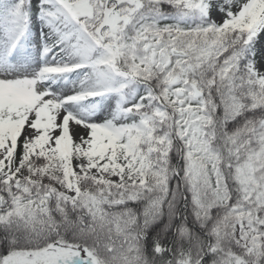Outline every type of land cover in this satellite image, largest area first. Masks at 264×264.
Listing matches in <instances>:
<instances>
[{
    "label": "snow or ice",
    "instance_id": "obj_1",
    "mask_svg": "<svg viewBox=\"0 0 264 264\" xmlns=\"http://www.w3.org/2000/svg\"><path fill=\"white\" fill-rule=\"evenodd\" d=\"M262 35L264 0H0V264H264Z\"/></svg>",
    "mask_w": 264,
    "mask_h": 264
},
{
    "label": "rangeland",
    "instance_id": "obj_2",
    "mask_svg": "<svg viewBox=\"0 0 264 264\" xmlns=\"http://www.w3.org/2000/svg\"><path fill=\"white\" fill-rule=\"evenodd\" d=\"M262 44H264V35H262L261 37L258 38V44H257L258 49ZM257 59H259V55H258Z\"/></svg>",
    "mask_w": 264,
    "mask_h": 264
}]
</instances>
